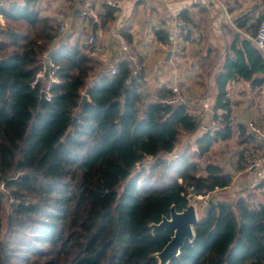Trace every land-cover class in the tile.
I'll use <instances>...</instances> for the list:
<instances>
[{
	"label": "trees",
	"instance_id": "trees-1",
	"mask_svg": "<svg viewBox=\"0 0 264 264\" xmlns=\"http://www.w3.org/2000/svg\"><path fill=\"white\" fill-rule=\"evenodd\" d=\"M37 3L0 0V232L3 203L15 199L5 217L0 264H160L157 253L174 233L154 232L152 224L172 206H188L189 186L220 200L235 185L211 155L214 147L237 137L243 177L252 170H246L249 153L264 146L245 123H236L229 89L236 81L264 85L258 77L264 55L247 35L226 30L229 44L214 77L217 98L208 110L220 128L208 126L190 140L201 117L188 98L165 103L173 90L163 87L146 101L143 73L135 75L128 58L115 74H100L95 45L83 33L60 35L59 23ZM116 11L105 3L100 26ZM155 34L170 42L165 31ZM46 57L58 66L53 102L40 97L44 82L34 83ZM257 95L264 115V88ZM179 143L185 149L169 156ZM149 156L156 160L147 167ZM235 195L204 214L193 241L167 264H264V178Z\"/></svg>",
	"mask_w": 264,
	"mask_h": 264
},
{
	"label": "crops",
	"instance_id": "crops-1",
	"mask_svg": "<svg viewBox=\"0 0 264 264\" xmlns=\"http://www.w3.org/2000/svg\"><path fill=\"white\" fill-rule=\"evenodd\" d=\"M85 1L88 0H82L72 6L66 0H38L37 6L43 15L54 19L57 15L62 16L67 30L64 33L60 31V35L66 34L68 30L75 31V36L83 33L86 43L95 45L92 55L100 61V74L108 73L109 68L126 58L122 44L127 40L137 49L144 62L142 73L145 85L142 91L146 101L157 98L159 90L163 87L172 90L175 86L181 87L183 85L181 79L188 86H193L194 90L191 89L195 93L202 95L200 104L197 105L206 112L211 109L212 103L217 98L214 77L221 67L222 54L229 44L230 36L227 35L226 40V30L231 26L236 30L237 35H251L252 31L257 30L260 17L264 14L263 0H228L226 1L228 14L221 9L222 6L210 0H169L168 2L119 0L115 5L117 6L115 18L102 27L101 20L98 22L93 20V17L77 12ZM90 1L99 13L107 3L105 0ZM177 12L189 22V27L184 29L180 36L175 32L174 21ZM0 22L5 23L2 16ZM250 23L256 25L253 27ZM156 30L168 33L170 42L157 40ZM91 34L96 37L94 42H89ZM171 44L175 47L170 48ZM169 51H172V54L168 57ZM263 76L264 73L258 74L259 78ZM199 77L211 80L208 85L201 86L198 83ZM263 88L264 85L261 84L251 87L245 81H236L229 85L236 123L243 122L247 125L254 119L264 123V115L258 108L260 96L250 95V93L257 94ZM207 92H210V96L204 99ZM236 94L244 95L242 104L236 99ZM238 102L245 110L247 109L242 115L235 111V104ZM207 115L201 118L200 126L190 140L206 131V126L213 119L209 114ZM254 116L256 118H252ZM263 148L264 146L260 148L261 151H264ZM237 162L238 159L235 160V164H222L225 171L235 178V185L229 192H233V195L238 190L244 193L250 187V183L259 182L264 178V162L257 169L245 173L243 177H241L243 173L238 170ZM222 198L220 200H223ZM204 214L202 212V217Z\"/></svg>",
	"mask_w": 264,
	"mask_h": 264
},
{
	"label": "built area",
	"instance_id": "built-area-1",
	"mask_svg": "<svg viewBox=\"0 0 264 264\" xmlns=\"http://www.w3.org/2000/svg\"><path fill=\"white\" fill-rule=\"evenodd\" d=\"M153 1L168 2L169 0H153ZM217 1L220 2L222 6L225 7L226 5L225 0H217ZM105 2L111 5H117L119 3V0H105ZM82 14L93 17L96 21L100 22L99 12L96 10L95 6L92 4L90 0L84 2L82 7ZM55 20L60 25V31L64 33L67 30V25L64 23L62 16L57 15L55 17ZM174 23L176 25L175 32L176 35L178 36H180L183 33L184 29L189 27V22L186 21V19H184L183 17H181L179 15V12L176 13V18ZM246 35L247 37H249L251 40L254 41L256 46L261 50L262 54L264 55V19L260 21L257 33L255 35H250V34H246ZM95 40H96L95 35L91 34L89 37V42H94ZM122 49L125 52L126 58H128L133 65V73L136 75L142 72L143 62L140 54L138 53L137 49L133 46V44L127 40H124L122 44ZM57 69L58 66L54 64H48V66L45 65L44 68L38 72L34 80V83L38 82L39 80H42L44 82L40 90V94H41L40 97L42 100L53 102L54 94L52 92V88L55 83L60 81L57 75ZM116 72H117V65L112 66V68L109 70L110 74H115ZM46 78L47 80H45ZM186 98L187 95L181 89V87L175 86L173 88V95L163 98L162 101L169 104H177L182 101H185ZM207 126L216 130L220 128L219 121L216 119H211ZM247 127L250 131L255 132L262 140H264V126L255 124V122L250 121L249 123H247ZM246 162H247L246 170H251L252 168H257L261 166V164L264 162V152L262 151L254 156H248ZM140 165H142V163L138 162L136 164V167H139ZM216 190H219V188L217 187ZM210 194L211 193H207L205 195H198L197 198L202 199L201 204H204L207 203L208 199L211 197ZM195 196L196 194L194 193V187L189 186L188 195H187L189 203H191L192 200H195L193 202H196L197 199H195ZM1 236L2 235L0 234V240H1Z\"/></svg>",
	"mask_w": 264,
	"mask_h": 264
},
{
	"label": "rangeland",
	"instance_id": "rangeland-1",
	"mask_svg": "<svg viewBox=\"0 0 264 264\" xmlns=\"http://www.w3.org/2000/svg\"><path fill=\"white\" fill-rule=\"evenodd\" d=\"M210 1H212L213 3H218L220 6H222V4L220 3V2H218L217 0H210ZM225 1H228V0H225ZM221 9L226 13V14H228V6L227 5H225V7L224 6H222L221 7ZM227 16V15H226ZM261 21V20H260ZM260 21H259V23H260ZM157 38V37H156ZM158 40V39H157ZM173 47H175V45H172L171 44V46H170V48H173ZM139 53V52H138ZM142 62H143V60H142ZM143 69H144V62H143ZM143 71V70H142ZM176 71V70H175ZM198 83L201 85V86H206V85H208V82L211 80H209V79H207L206 77H199L198 78ZM180 81H181V83L185 86V85H187V86H181V89L185 92V93H187L186 95H187V98L189 99L187 102H188V104H190V109L192 110V111H194V112H196V113H198L200 116H201V118H203L204 116L206 117V115L207 114H209V112L207 113L205 110H203V108L202 107H200V106H198L197 104H200V99H201V97H202V95H200V94H198V93H195L193 90V86H191V85H189L188 86V84L186 83V82H184V81H182L181 79H180ZM180 87V86H179ZM193 90H192V89ZM189 89H191V90H189ZM255 95H257V94H255ZM210 96V92H207L206 94H205V97H204V99L205 98H208ZM236 96H237V100L239 101V102H241V104L243 103V94H236ZM186 98V99H187ZM185 99V100H186ZM239 102L238 103H236L235 105H236V110L235 111H237L240 115H242V113L243 112H246L247 111V109L245 110V108H243L242 107V105L241 104H239ZM204 107V106H203ZM240 108V109H239ZM207 113V114H206ZM236 113V112H235ZM203 115V116H202ZM208 116V115H207ZM204 117V118H205ZM252 118H256L255 116L254 117H252ZM258 119V118H257ZM253 122H255V124H258V125H261V126H264L263 124L264 123H262L260 120H256V119H254V120H252ZM250 122V121H249ZM207 128H208V126H206V130H207ZM209 129V128H208ZM202 130H205V129H202ZM190 143V141H188L187 143H186V145H188ZM177 148H175L174 149V152L173 153H170V155L169 156H176V155H179L184 149H185V145L184 144H178L177 146H176ZM264 149V148H263ZM242 150V145H240L239 143H238V139H237V137H233V138H231V139H229V140H227V141H222V142H220V143H218L215 147H214V149L211 151V155L212 156H214V158H216V159H218L220 162H221V164H225V165H228V164H230V163H232V164H235V160L236 159H238V157H239V152ZM260 151H261V149L260 150H258V151H256L255 153H249V155L248 156H254V155H256V154H259L260 153ZM262 152V151H261ZM264 152V151H263ZM238 156V157H237ZM247 156V157H248ZM156 159H154V158H152L151 156H149V157H147L145 160H144V165H146L147 167L148 166H150L151 164H153V162L155 161ZM142 167V165H140L139 167H136V169H135V171H134V173H136V172H138L139 170H140V168ZM256 182H258V181H255V182H252L251 183V185H250V187H253L254 185H255V183ZM1 188H3V187H1ZM197 196L198 195H196L195 196V199H197L196 200V202H193V201H195V200H192V202H191V204H193L194 203V205H196L195 207H196V210L198 211V216H199V218L201 219V217H202V206L204 205V204H206V203H204V204H201V200L202 199H200V198H197ZM235 195H233V192H231V193H229V194H226V195H223L222 197H223V199H225V200H228V199H230V198H232L233 199V197H234ZM13 201H15V199H13V198H11V199H9V198H6L5 199V201H4V203H3V206H2V213H1V232H0V234L3 236V233H4V231H5V229H6V221H5V217H6V215H7V213H8V211H9V208H10V204L13 202ZM190 204V203H189ZM1 236V237H2Z\"/></svg>",
	"mask_w": 264,
	"mask_h": 264
},
{
	"label": "water",
	"instance_id": "water-1",
	"mask_svg": "<svg viewBox=\"0 0 264 264\" xmlns=\"http://www.w3.org/2000/svg\"><path fill=\"white\" fill-rule=\"evenodd\" d=\"M78 13L82 12V8L77 9ZM172 51H169V55ZM46 66L49 64V58L46 57ZM47 80V78L45 79ZM88 99V95H85L83 102ZM76 121V118L74 119ZM255 168H252L254 170ZM220 203H230L225 200H215L210 197L206 204L202 206V212L207 213L209 209L215 204ZM200 221L198 212L194 204H188V206L182 210L178 211L175 206L171 207V213L169 216H164L159 223H153V231L157 232L159 229L165 228L173 231V236L171 240L165 245V247L157 253L160 259V264H167L174 256L180 253L181 247L184 243L189 240L193 241L195 238V224Z\"/></svg>",
	"mask_w": 264,
	"mask_h": 264
}]
</instances>
